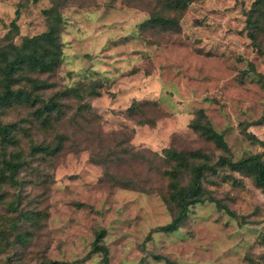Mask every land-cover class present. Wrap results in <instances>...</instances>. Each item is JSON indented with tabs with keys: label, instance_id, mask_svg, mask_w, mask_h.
Listing matches in <instances>:
<instances>
[{
	"label": "rangeland",
	"instance_id": "obj_1",
	"mask_svg": "<svg viewBox=\"0 0 264 264\" xmlns=\"http://www.w3.org/2000/svg\"><path fill=\"white\" fill-rule=\"evenodd\" d=\"M179 1L0 0V48L62 17L58 68L31 74L47 88L0 107L13 138L0 136V155L24 161L0 185V264H103L101 253L77 262L100 230L110 264H264V188L215 163L264 158V54L246 26L256 0ZM135 100L148 103L130 111ZM166 149L189 159L181 185L215 163L202 183L216 201L191 206L174 232L156 230L177 213Z\"/></svg>",
	"mask_w": 264,
	"mask_h": 264
},
{
	"label": "trees",
	"instance_id": "obj_2",
	"mask_svg": "<svg viewBox=\"0 0 264 264\" xmlns=\"http://www.w3.org/2000/svg\"><path fill=\"white\" fill-rule=\"evenodd\" d=\"M175 1L185 5L182 1ZM61 22L62 17L59 14L56 16L55 22L50 24L48 29L44 32L24 37L20 44L10 42L5 47L0 48V107H9L15 102L33 103L35 97H33L32 92L38 88H47L48 83L45 81L41 82L38 78L31 76V74L37 72L50 73L58 68L62 54L60 37ZM263 24L264 0H256L247 14L246 26L248 29V36L262 54H264V42L259 39V34L260 29H263ZM262 81L264 84V75ZM146 103H148V101L139 103L135 100L129 107V110L134 111L137 106ZM55 107L56 102L52 104L45 103L43 106L37 108L35 113L38 117H43L45 113L53 112ZM152 123L154 122L152 121ZM194 126L208 139L213 140L218 146L223 148L227 147L223 135L218 133L210 123L203 124L197 121ZM10 132V126L0 122L2 143L5 141H12L13 138L10 136ZM48 147L49 146H35L33 147V152L45 151ZM166 152L167 155L176 162L169 170L165 171V174L170 179L171 195L172 199L176 202L177 213L171 222L158 227L156 229L158 231H176L186 220L191 206L206 201H216L213 196L207 194L202 183L205 171L215 169V163L227 165L235 170L250 172L254 175L256 184L264 188L263 154H253L238 160H233L226 155H221L215 163H210L208 161L201 162L193 167L191 183L189 185H181L179 181L180 171L182 167L189 165V159L185 154L176 149H166ZM198 155L197 153L190 154V156ZM0 156V185L8 182L16 183L17 174L24 163V161L20 159V154L15 153L8 158L7 152L2 150ZM103 237L104 230L98 231L88 254L77 260V262L86 261L91 255L101 253L102 263L110 264L109 249L103 242ZM45 264L70 263L48 261Z\"/></svg>",
	"mask_w": 264,
	"mask_h": 264
}]
</instances>
